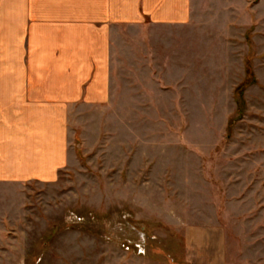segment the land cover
Returning a JSON list of instances; mask_svg holds the SVG:
<instances>
[{
  "label": "rangeland",
  "instance_id": "374dc122",
  "mask_svg": "<svg viewBox=\"0 0 264 264\" xmlns=\"http://www.w3.org/2000/svg\"><path fill=\"white\" fill-rule=\"evenodd\" d=\"M217 46L197 83L163 84L192 108L74 121L78 159L56 182L0 184V264H264V67L238 43L223 72ZM119 225L144 231V252Z\"/></svg>",
  "mask_w": 264,
  "mask_h": 264
},
{
  "label": "crops",
  "instance_id": "0c3cea01",
  "mask_svg": "<svg viewBox=\"0 0 264 264\" xmlns=\"http://www.w3.org/2000/svg\"><path fill=\"white\" fill-rule=\"evenodd\" d=\"M223 42V72L238 43L264 67V0H0V184L56 182L78 159L74 121L192 108L163 84L197 83Z\"/></svg>",
  "mask_w": 264,
  "mask_h": 264
},
{
  "label": "built area",
  "instance_id": "2783aa9c",
  "mask_svg": "<svg viewBox=\"0 0 264 264\" xmlns=\"http://www.w3.org/2000/svg\"><path fill=\"white\" fill-rule=\"evenodd\" d=\"M129 214L127 216H125V221H127L129 223ZM78 222H81V219H77ZM133 225V224H132ZM123 226V225H121ZM121 226L119 225L116 228V233L120 236V238L122 239L121 244L122 246H124L126 249L128 250H134L137 251L139 253L144 252V249L146 247V241L144 239V231L142 229L136 228V227H132V230L135 233V237L134 238H122V237H128L126 235H121L125 233V229H122Z\"/></svg>",
  "mask_w": 264,
  "mask_h": 264
},
{
  "label": "trees",
  "instance_id": "16d2710c",
  "mask_svg": "<svg viewBox=\"0 0 264 264\" xmlns=\"http://www.w3.org/2000/svg\"><path fill=\"white\" fill-rule=\"evenodd\" d=\"M253 81V80H252ZM252 81H249L248 78L245 79L236 89V94H237V91H239V94L242 95L243 91H244V88L247 84H250Z\"/></svg>",
  "mask_w": 264,
  "mask_h": 264
}]
</instances>
